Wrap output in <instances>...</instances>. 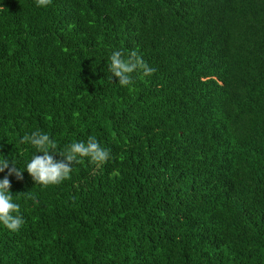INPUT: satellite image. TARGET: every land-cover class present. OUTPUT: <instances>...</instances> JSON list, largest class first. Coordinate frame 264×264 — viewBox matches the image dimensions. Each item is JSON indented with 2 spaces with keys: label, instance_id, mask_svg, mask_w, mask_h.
Returning <instances> with one entry per match:
<instances>
[{
  "label": "trees",
  "instance_id": "1",
  "mask_svg": "<svg viewBox=\"0 0 264 264\" xmlns=\"http://www.w3.org/2000/svg\"><path fill=\"white\" fill-rule=\"evenodd\" d=\"M114 50L155 71L120 86ZM34 130L112 159L46 187L9 176L24 224L0 226V264H264V0H0L16 167Z\"/></svg>",
  "mask_w": 264,
  "mask_h": 264
},
{
  "label": "clouds",
  "instance_id": "2",
  "mask_svg": "<svg viewBox=\"0 0 264 264\" xmlns=\"http://www.w3.org/2000/svg\"><path fill=\"white\" fill-rule=\"evenodd\" d=\"M50 3L51 0H36L39 7H47ZM107 65L108 70L119 78L118 84L122 87L132 85V74L137 70H142L146 76L155 71L134 51L125 57L121 50H114L107 59ZM21 142L34 149L30 159L26 160L22 167L15 166L17 161L12 156L0 153V173L7 169V173L0 178V226L12 232L19 231L24 224V217L20 211V204L15 201L10 190L9 176L14 174L18 179H22L23 170H26L35 184L46 187L68 179L73 165L79 163L82 158H88L91 163L98 166L112 159L110 149L102 147L95 136H89L86 141H73L58 148L56 141L48 133L34 130L30 134L25 133L21 137ZM28 195L31 196V193Z\"/></svg>",
  "mask_w": 264,
  "mask_h": 264
}]
</instances>
